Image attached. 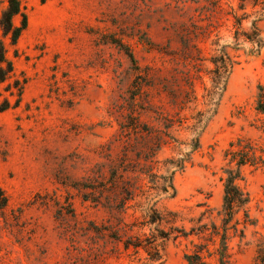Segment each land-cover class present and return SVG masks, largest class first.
Instances as JSON below:
<instances>
[{
	"label": "rangeland",
	"instance_id": "obj_1",
	"mask_svg": "<svg viewBox=\"0 0 264 264\" xmlns=\"http://www.w3.org/2000/svg\"><path fill=\"white\" fill-rule=\"evenodd\" d=\"M7 1L0 0V17ZM20 1L28 27L16 49L6 41L15 71L0 85V190L8 199L0 209V264H187L186 254L209 242L196 235L172 238L160 247L161 257L153 258L120 242L130 234H157L155 226L142 227L146 196L129 202L125 219L120 216L129 198L120 187L131 180L148 186L131 171L143 140L125 135L120 124L133 96L149 95L148 85H156L155 102L167 108L174 93L187 89L184 57L195 51L186 28L197 20L198 2L205 1ZM223 2L237 6L236 0ZM261 28L264 41V23ZM230 30V24L222 29L221 45L231 40ZM211 43L202 45L206 58L214 53ZM231 54L238 65L218 113L192 163L175 175L176 196L159 203L160 210L179 213L177 226L188 231L221 224L230 144L240 137L264 144V115L256 111L264 45L255 56ZM202 68L210 87L205 71L212 66L205 62ZM196 85L203 94L201 83ZM173 156L166 149L159 159ZM244 176L252 224L244 238L231 239V264H254L264 238V167H246ZM2 198L0 193V203ZM123 222L133 231L122 228ZM209 244L211 251L218 247Z\"/></svg>",
	"mask_w": 264,
	"mask_h": 264
},
{
	"label": "trees",
	"instance_id": "obj_2",
	"mask_svg": "<svg viewBox=\"0 0 264 264\" xmlns=\"http://www.w3.org/2000/svg\"><path fill=\"white\" fill-rule=\"evenodd\" d=\"M47 1V0H43ZM205 4L198 2V16L188 28L187 34L193 40L194 53L186 55L188 80L187 89L174 93L171 105L167 108L158 106L155 102L157 90L155 84L148 85L149 95H134L129 114L120 124L121 132L138 140H143L145 147L139 154L133 171L138 178L147 180L148 186L131 180L125 182L120 188L129 198H124L123 210L120 216L125 219L129 202L138 197H145L143 206L145 222L142 227L155 226L157 234H143L142 237L130 234L128 240H120L125 249H144L152 258L153 254L161 257L160 247L169 240L179 237L196 235L212 245L218 247L211 251L209 243L196 245V250L186 254L187 264H231L229 243L233 236L244 238L245 229L252 224L249 213L251 202L250 194L243 186L245 181L244 168L255 170L264 167V144L248 137H240L233 141L226 152L227 165L224 169V197L223 206L219 211L221 224L206 223L191 228L189 231L177 226L181 216L177 212L160 210L159 203L163 199L174 198L177 194L174 186V177L183 172L193 161V156L201 148V136L209 122L216 116L228 81L234 68L238 65L233 51H245L255 56L260 53L264 45L261 25L264 23V0H236L237 6H227L223 0H204ZM20 18L21 25L16 24ZM250 22V28L245 24ZM231 25V40L221 45V31L225 26ZM28 27V15L20 0H8L7 7L0 17V85L6 83L15 71L14 63L8 56L6 41L16 49L19 39ZM215 38V39H213ZM212 40L213 54L206 58L202 45ZM187 46V36L183 40ZM132 62L134 55H130ZM209 62L212 68L206 74L211 86L203 82L202 67ZM197 82L203 86V94L197 90ZM144 85L136 86L138 91ZM7 108H2L5 111ZM256 111L264 115V82L258 86L256 98ZM191 113V114H188ZM144 117L153 119V125L144 122ZM170 149L176 156L160 160L161 153ZM118 183L116 180L115 184ZM117 185V184H116ZM3 198L0 209L7 207L8 199ZM140 204L139 207H141ZM210 211H206L204 216ZM243 218L240 219L239 216ZM243 228H240V226ZM164 226V228H163ZM124 224L122 228H127ZM136 226H132L134 228ZM168 227V228H167ZM126 229V230H127ZM128 229V232L130 233ZM128 233V234H129ZM162 241L158 243V241ZM206 253V254H205ZM254 264H264V238L259 241Z\"/></svg>",
	"mask_w": 264,
	"mask_h": 264
}]
</instances>
